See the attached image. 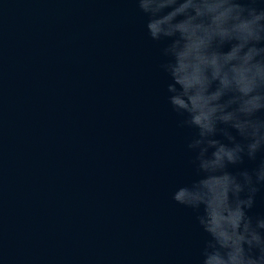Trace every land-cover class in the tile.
<instances>
[{"label": "water", "instance_id": "95a60500", "mask_svg": "<svg viewBox=\"0 0 264 264\" xmlns=\"http://www.w3.org/2000/svg\"><path fill=\"white\" fill-rule=\"evenodd\" d=\"M145 24L134 0H0V264H198L172 200L194 130Z\"/></svg>", "mask_w": 264, "mask_h": 264}, {"label": "clouds", "instance_id": "9594fccd", "mask_svg": "<svg viewBox=\"0 0 264 264\" xmlns=\"http://www.w3.org/2000/svg\"><path fill=\"white\" fill-rule=\"evenodd\" d=\"M134 2L148 37L166 42L167 101L194 130L197 178L172 200L206 234L198 264H264V215L249 214L264 188V0Z\"/></svg>", "mask_w": 264, "mask_h": 264}]
</instances>
